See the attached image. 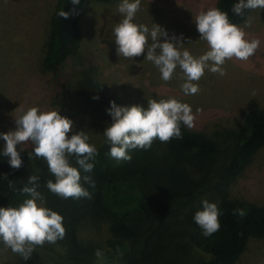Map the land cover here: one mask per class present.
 Masks as SVG:
<instances>
[{
  "label": "trees",
  "instance_id": "16d2710c",
  "mask_svg": "<svg viewBox=\"0 0 264 264\" xmlns=\"http://www.w3.org/2000/svg\"><path fill=\"white\" fill-rule=\"evenodd\" d=\"M63 2L57 0L50 17L42 46L41 70L54 73L59 70V77L63 65L71 60L80 70L69 79L74 81L77 75L81 78L76 88L85 98V104L92 103L101 110L109 109L111 101L122 106L115 93L97 79L99 69L93 58L82 54V30L77 18L70 46L59 50L57 13L62 10ZM238 2L216 0V8L227 12L230 22L238 24L252 10H244L243 16L236 15L232 7ZM70 87L65 84L64 88ZM181 132L182 139L173 138L166 143L157 139L150 149L130 150L131 161L111 157L109 142L98 144L99 154L90 161L94 163L91 172H84L76 163V157H70L71 166L94 182L81 180L91 197L79 199H65L46 187L48 180L55 182V177L46 160L34 154L33 159L29 157L34 149L26 150L21 157L22 166L13 169L0 145V207H18L29 198L19 189L27 184L29 176L37 175L38 191L45 198V206L64 217L66 228L62 240L37 246L27 261L20 257L18 264H38L33 254L41 251L56 254L55 264H95L99 260L95 255L97 249L110 264H235L251 237L264 239V204L231 197L226 191V186L244 172L264 147V108L249 110L244 115L237 131L238 141L228 162L219 171L220 181L210 198L218 203L222 212L221 226L207 237L196 224L194 215L203 209L201 195L207 174H199L218 153V142L213 135L188 129L183 124ZM9 180L17 191L8 186ZM189 192L198 194L197 205L187 204ZM234 209H243L245 216L234 215ZM2 243L0 241V246Z\"/></svg>",
  "mask_w": 264,
  "mask_h": 264
},
{
  "label": "rangeland",
  "instance_id": "374dc122",
  "mask_svg": "<svg viewBox=\"0 0 264 264\" xmlns=\"http://www.w3.org/2000/svg\"><path fill=\"white\" fill-rule=\"evenodd\" d=\"M121 3L122 0L85 1L77 16L82 30L80 50L93 58L99 69L97 79L115 93L122 106L137 104L147 108L149 99L159 101L175 97L188 103L193 113L197 108L201 109L192 129L213 135L219 147L218 153L199 174H207L202 201L207 199L213 203L210 197L220 181L219 171L228 162L238 141L237 131L244 115L249 110L264 108V9H252L246 19L237 24L245 27L246 21H251L245 31L249 40L260 39L255 55L248 61L227 60L223 65L224 76L206 69L204 76L194 82L198 83L200 91L185 95L181 89L185 77L179 67L173 78L165 82L159 69L145 59L146 50L132 59L117 54L113 30L123 19V14L118 11ZM56 7L57 0H0V133L14 131L17 127L15 118L22 111L37 106L41 111L59 110L62 116L71 119L73 132L68 133L69 137L83 130L90 137L89 143L95 146L106 143L103 133L113 122L108 109L85 104V98L76 88L81 78L77 75L76 80L69 79L80 67L73 66L69 60L59 77V70L56 73L41 70L42 46ZM209 7H216V0H141L134 22L147 25L149 29L153 23L158 24L169 36H182L184 47L198 57L208 51L209 46L200 39L194 18L199 11ZM65 84L71 87L64 88ZM5 144L0 137V145L5 147ZM31 149H34L31 142L17 145L21 157ZM226 191L231 197L264 204V147L244 172L226 186ZM196 196L197 193L189 192L187 204L197 205ZM85 232L90 230L85 229ZM33 257L38 264H55L57 261L56 254L43 251ZM19 259L18 254L1 244L0 264H18ZM95 264L110 263L103 257ZM235 264H264V239L251 237Z\"/></svg>",
  "mask_w": 264,
  "mask_h": 264
},
{
  "label": "clouds",
  "instance_id": "9594fccd",
  "mask_svg": "<svg viewBox=\"0 0 264 264\" xmlns=\"http://www.w3.org/2000/svg\"><path fill=\"white\" fill-rule=\"evenodd\" d=\"M79 0H72L76 5ZM141 0H122L118 7L123 19L114 27L117 54L132 59L147 51L145 59L152 62L160 71L165 82L173 78L177 67L183 72L185 82L181 89L185 95H195L200 91L198 82L207 69L211 73L226 75L223 67L227 60L236 59L248 61L260 47V39L249 40L245 27L251 26V21L241 27L230 22L228 13L216 7L201 10L194 18L200 39L205 40L209 50L200 56H194L184 47L182 36H169L160 25L154 24L149 29L147 25L134 22L140 9ZM246 9H264V0H239L232 7V12L243 16ZM59 17L67 18L68 12L61 10ZM161 37L164 40L161 41ZM179 39L180 42H177ZM192 42V41H189ZM159 50V51H157ZM98 99V97H93ZM107 110L112 117V123L106 127L104 136L111 144L110 155L117 161H131L130 150L150 149L155 140L162 143L173 138L182 139L181 125L188 129L195 127L200 108L193 113L188 103L175 97L168 99H149L147 108L133 104L119 106L110 102ZM16 129L0 133L6 142L3 155L9 157L10 166L19 169L22 166L20 151L17 145L31 142L34 150L29 153L32 158H43L49 171L54 175L55 182L48 180L46 187L54 194L67 198H90V192L82 186L81 180L93 183L90 176H81L77 167L71 166L70 157H76V163L84 172H91L94 161L99 154L94 144L89 143V135L81 130L73 132V121L62 116L59 110L41 111L37 106L22 111L15 118ZM24 149L21 148V151ZM7 178V176H5ZM39 177L31 175L27 184L19 189L29 195L18 207H0V241L27 261L37 246L46 242L56 243L66 235L64 217L45 206V198L38 191ZM31 185V186H29ZM10 188L17 191L9 180ZM203 209L194 215L197 225L203 230L204 236H210L220 229L219 217L222 215L218 203L207 199L202 201ZM234 215L245 216L243 209H234ZM95 255L102 259L104 253L97 249Z\"/></svg>",
  "mask_w": 264,
  "mask_h": 264
},
{
  "label": "water",
  "instance_id": "95a60500",
  "mask_svg": "<svg viewBox=\"0 0 264 264\" xmlns=\"http://www.w3.org/2000/svg\"><path fill=\"white\" fill-rule=\"evenodd\" d=\"M86 0H79L76 5L72 4V0H64L62 10L69 13L67 18L59 17L57 37L59 39V50L64 51L71 44L74 36V22L84 6Z\"/></svg>",
  "mask_w": 264,
  "mask_h": 264
}]
</instances>
